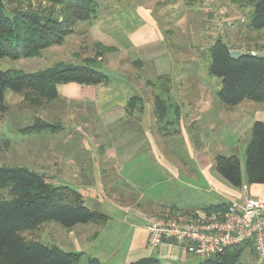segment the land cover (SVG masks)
Listing matches in <instances>:
<instances>
[{"label": "crops", "instance_id": "1", "mask_svg": "<svg viewBox=\"0 0 264 264\" xmlns=\"http://www.w3.org/2000/svg\"><path fill=\"white\" fill-rule=\"evenodd\" d=\"M115 2L98 5L102 10L106 6L111 8L112 16L106 25L95 30L100 36L95 37L96 42H107V46L115 49L112 55L116 61L111 60V68L105 65L107 62L94 66L109 75L108 83L59 85L57 99L47 108L56 110L58 116L47 120L55 126L54 131H34L33 135L27 134L32 135L28 138L22 137L25 135L22 131L16 143L8 140L9 151L22 153L26 159V163H20L22 166L14 167H30L40 174L39 171H48L46 177L52 183L83 185L85 206L102 218L74 227L69 234L73 236L78 233L76 229H83V243L73 236L68 252L96 258L100 264H130L145 258L158 259L162 264H201L203 259L189 254L182 243L166 241L150 249L148 224L165 213L185 218L222 213L229 204L242 201L247 195L264 201V184L235 188L215 169L216 157L225 156L217 152L222 154L230 146L225 127L240 141L251 133L254 123L264 122V108L249 107L240 118H232L224 112L218 98L219 85L213 100L198 94L180 96L184 88H178L173 113L176 126L170 136L163 132L175 123L169 121L166 125L171 103L168 100H173V96L161 98L164 103L158 115L151 112L148 105L152 102L144 96L143 103L141 99L135 100L141 106L140 113L130 115L129 106L137 93L139 79L145 86L158 79L162 84L166 81L172 83L173 90L181 77H175L173 53L167 49L165 33L153 17V7L139 0ZM99 24L95 18L86 24V29L77 24V32L65 42L75 35H91V29ZM73 56L79 61L77 53ZM84 58L81 62L87 66L88 57ZM248 110L256 114L247 115ZM133 121H138V129L128 128ZM163 121L166 126L157 125ZM73 140L81 146L72 145ZM178 148L185 149L190 162H185ZM56 170H62L60 175L65 180L58 179ZM79 170L83 177L76 174ZM247 251L253 254L252 247L247 246L242 258H246Z\"/></svg>", "mask_w": 264, "mask_h": 264}, {"label": "trees", "instance_id": "2", "mask_svg": "<svg viewBox=\"0 0 264 264\" xmlns=\"http://www.w3.org/2000/svg\"><path fill=\"white\" fill-rule=\"evenodd\" d=\"M244 1L253 8L252 28L263 29L264 0ZM24 4L28 10L24 9ZM44 4L47 7H43ZM98 5V0H0V60L34 58L43 50L63 45L78 23L95 18ZM231 51L221 39L210 48L208 71L209 75L222 79L218 93L220 102L229 106L245 99L264 102V58L241 52V56L234 59ZM108 81L107 75L91 65L59 63L52 69L29 74L0 69V115L7 111V91L22 94L24 99L40 105L57 99L59 85L92 86ZM54 129V125L38 119L28 132ZM215 169L235 188L264 184V122L254 123L251 129L244 170L236 155L217 156ZM101 218L85 206L80 192L68 186H56L45 175L25 167H0V264H79L84 259L82 253L26 240L23 235L46 223L53 222L72 230ZM247 246H251L256 255L253 246L247 243L227 248L221 254L203 259L201 264H240ZM86 259V264H100L96 258ZM130 264L162 263L155 258H145Z\"/></svg>", "mask_w": 264, "mask_h": 264}, {"label": "rangeland", "instance_id": "3", "mask_svg": "<svg viewBox=\"0 0 264 264\" xmlns=\"http://www.w3.org/2000/svg\"><path fill=\"white\" fill-rule=\"evenodd\" d=\"M115 1L117 0H98V3L99 5H104L107 2L117 4ZM7 2H9V0H7ZM139 2H145V5L153 7V17L157 22L159 21L158 26L161 28V31L165 33V39L167 38V49L173 53V60L176 67L175 77H181V80L178 79L179 82L175 88L171 90L170 87H174L171 85L172 83L170 84L165 81L164 84H162V81H159L158 79L156 83L152 82L154 85L146 83L145 86V84L141 82L142 78L139 79L137 82V93L133 96L132 102L129 106L130 115H138V113H140L141 106L135 100L141 99L143 103L145 99L144 96L152 102V104L149 102L148 105L151 112L155 113L154 115H158L160 107H163L164 103V100L161 98L168 95L173 96L174 99L168 100L171 103L170 107L167 108L169 118H167L168 116L166 117L168 119L166 125L170 124L169 121L175 122L173 116L175 110L174 107L176 96H179L178 88L181 87H183L184 90L180 96L184 94H189V96L192 94H198L200 97L212 100L215 99L217 87L220 85L222 88V79L209 75L208 70L211 64L210 48L218 39L224 40L231 50L242 52L249 50H264V28L259 30L252 28L251 18L253 8L244 0H240L239 3H234L231 0H139ZM45 6L47 7V5L44 4L43 7ZM23 7L27 10L29 8L27 4H24ZM33 7H36L35 3L33 4ZM110 10L111 8L106 6L103 10L99 9L96 11L95 19H97L100 24L98 27L96 26L91 29V35L84 36L83 34V37L78 35L70 37V39L63 45L57 48L54 46L53 48L45 50L41 52L38 57L22 59L19 61L2 59L0 60V69L2 71H10L13 74H29L52 69L59 63L83 66L81 60L85 59V56L88 57V62H85L87 65L94 67L99 62H107L105 65L111 68L110 65L113 66L111 60L114 58L113 62L116 61L115 56L112 55L115 54V50L111 51L112 47L107 46V42H103V44L96 42L95 40V37H100L95 33V30L103 27L102 25H106V23L109 22V19H111L110 17L112 15L109 12ZM102 19L108 20L106 22H101L100 20ZM87 23H90V21L78 24L83 25V28L85 27L86 29ZM76 29L78 28L75 27L74 31L77 32ZM73 53L79 55V61L78 59H75ZM98 56H101L102 58L99 59ZM124 61H127V58L123 60V62ZM128 71L129 70H127V72ZM107 76L109 75L107 74ZM127 76L129 75L124 74V77ZM154 86L157 87L153 88ZM147 87H149V89ZM186 96L189 97L188 95H185L184 97ZM6 104L8 106L7 111H5L3 115H0V167L22 166L20 163L23 161L26 163V159L22 157V153L18 154L14 151H9L11 148V144H9L10 141L16 143V141L21 138L19 132L22 131V133L25 134L22 136L23 138L31 137L33 131H28L33 125H35L38 119L47 122V120H54L58 116L55 113L56 110H47L52 103L42 102L40 105L33 104L30 100L24 99L22 94H16L11 91H7L6 93ZM221 104L223 105L224 112L234 119L243 116V114L246 113L245 110L249 107L257 108L262 107L261 105H263L264 108V102L250 99H245L234 106H229L223 103ZM58 108L60 109L61 107L58 106ZM248 113L249 114L247 115L252 116V114H256V111L251 110V112H249L248 110ZM47 114H49L48 117ZM221 119V117L217 118L218 121ZM136 120H138V118ZM164 121L158 122L157 125L166 126ZM122 124H124V122L121 123V125ZM217 124H222L221 126H223L222 121L220 124ZM175 126L176 122L168 126L163 133H165L166 136H170V133L175 129ZM132 127L138 129V121L129 122L128 128L131 129ZM216 133L217 132L215 131V134ZM224 134H226V139L229 141L230 146L222 154L218 152L217 154H225V156L236 155L241 162L242 169L244 170L246 149L250 140V134L248 133L243 139L236 141L235 134L230 131L227 126L224 129ZM47 135L50 134L48 133ZM72 145L81 146V143L77 140H73ZM28 147L31 148V146ZM11 150L15 149L12 148ZM178 150L184 156L185 162L191 161L185 152V149L178 148ZM37 155L39 157L41 156L39 154ZM27 156L32 158L31 153H28ZM175 159L178 161L180 160L179 158ZM27 168L34 170L30 167ZM61 171L56 170L55 174H57L59 180L63 178L65 180V177L63 176L62 178L60 175ZM39 172H42L41 175L49 177L48 171L44 170ZM81 172V170L76 171L78 177H83V173L81 174ZM50 178L53 177L50 176ZM79 181L82 182L81 180ZM70 182L74 185V180H71ZM53 183L56 186H66L55 182ZM76 183L78 184V182ZM68 187L76 191L80 189L79 191L83 195V185ZM80 230L81 234H79ZM70 231L71 230H67L59 224L51 222L42 225L34 232L25 233L23 236L26 240L39 241L47 246H58L67 251V247L70 246V240L73 239V236L83 243V229H76L78 233L73 236L69 234ZM246 255V258H242L241 256L240 264H264V259L260 260L257 255H254V253L251 254L247 251ZM86 261L87 259L84 258L79 264H83V262L86 264Z\"/></svg>", "mask_w": 264, "mask_h": 264}, {"label": "built area", "instance_id": "4", "mask_svg": "<svg viewBox=\"0 0 264 264\" xmlns=\"http://www.w3.org/2000/svg\"><path fill=\"white\" fill-rule=\"evenodd\" d=\"M245 53L264 58V50ZM147 228L150 249L173 241L184 244L189 254L207 259L250 243L258 258L264 259V201L258 198L234 201L225 212L212 215L185 218L165 213L151 220Z\"/></svg>", "mask_w": 264, "mask_h": 264}, {"label": "water", "instance_id": "5", "mask_svg": "<svg viewBox=\"0 0 264 264\" xmlns=\"http://www.w3.org/2000/svg\"><path fill=\"white\" fill-rule=\"evenodd\" d=\"M230 54H231L232 58H234V59H237V58H239L241 56V52L238 51V50H232L230 52Z\"/></svg>", "mask_w": 264, "mask_h": 264}]
</instances>
